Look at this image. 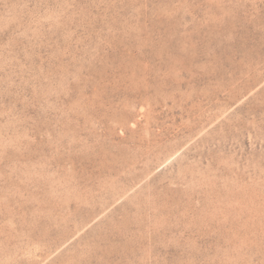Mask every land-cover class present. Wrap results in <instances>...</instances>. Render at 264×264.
Returning <instances> with one entry per match:
<instances>
[{
	"label": "rangeland",
	"instance_id": "1",
	"mask_svg": "<svg viewBox=\"0 0 264 264\" xmlns=\"http://www.w3.org/2000/svg\"><path fill=\"white\" fill-rule=\"evenodd\" d=\"M0 264H264V0H0Z\"/></svg>",
	"mask_w": 264,
	"mask_h": 264
}]
</instances>
